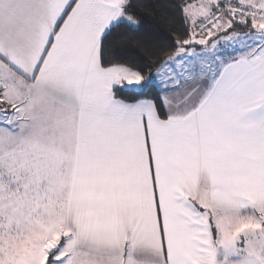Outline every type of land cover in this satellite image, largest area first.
<instances>
[{"label": "snow or ice", "instance_id": "snow-or-ice-1", "mask_svg": "<svg viewBox=\"0 0 264 264\" xmlns=\"http://www.w3.org/2000/svg\"><path fill=\"white\" fill-rule=\"evenodd\" d=\"M0 264H264V0H0Z\"/></svg>", "mask_w": 264, "mask_h": 264}]
</instances>
